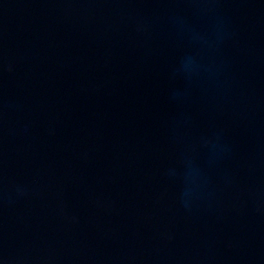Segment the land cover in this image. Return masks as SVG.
Masks as SVG:
<instances>
[{"label": "water", "instance_id": "95a60500", "mask_svg": "<svg viewBox=\"0 0 264 264\" xmlns=\"http://www.w3.org/2000/svg\"><path fill=\"white\" fill-rule=\"evenodd\" d=\"M0 264H264V0H0Z\"/></svg>", "mask_w": 264, "mask_h": 264}]
</instances>
